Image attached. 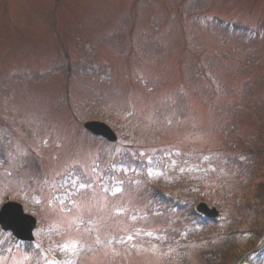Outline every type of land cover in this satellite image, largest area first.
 <instances>
[{"label": "rangeland", "instance_id": "obj_1", "mask_svg": "<svg viewBox=\"0 0 264 264\" xmlns=\"http://www.w3.org/2000/svg\"><path fill=\"white\" fill-rule=\"evenodd\" d=\"M198 1L0 0V205L13 199L37 219L30 251L0 230V264H203L223 234L242 244L264 232V217L233 198H200L221 194L207 158L220 125L254 128L238 102L246 88L264 95V38L237 49L194 26L211 16L264 26V0ZM88 120L117 140L91 136ZM141 183L193 210L215 205L219 219L200 227L160 212Z\"/></svg>", "mask_w": 264, "mask_h": 264}, {"label": "trees", "instance_id": "obj_2", "mask_svg": "<svg viewBox=\"0 0 264 264\" xmlns=\"http://www.w3.org/2000/svg\"><path fill=\"white\" fill-rule=\"evenodd\" d=\"M184 1V0H183ZM198 0H187V4L190 7H198ZM199 2V1H198ZM203 21L196 20L194 26L200 28V24L204 23V29L218 40H229L235 48L250 47L251 44L258 42L259 36L264 38V26L258 28H245L238 23L222 20L214 16L203 17ZM115 39L117 36H114ZM194 37V36H193ZM226 37V38H225ZM228 37V38H227ZM113 37H111L112 39ZM195 37L191 38V41L196 43ZM262 39V38H261ZM118 42V41H117ZM245 55H250L245 49H241ZM70 66L68 68V71ZM246 88L241 94L240 108L244 106L251 110L247 118L253 125L251 133L246 136L242 135L240 130L237 129L238 125L233 121L223 122L220 125L219 131L222 135V141L220 147L207 155L208 162L215 165L218 171V178L221 179L219 183V191L221 194L217 195V198L210 199L208 196L201 195V199H207L211 203L223 204L228 198H233L236 203H231L232 209H245L253 211L258 217H264V95H261L260 90L256 91L255 96H251ZM239 109H232L229 111L233 113V117L238 113H234ZM232 138H236L234 141ZM127 160V166L136 168L140 164L137 161L130 159V155H124ZM130 157V158H129ZM152 160V157H151ZM144 165V164H143ZM79 167L74 172L75 177H79ZM83 180L87 181L85 178ZM140 184L138 195L144 196L148 199L151 205H154L155 209L160 212L170 209L179 215L186 214L188 219L195 222L194 224L204 227L208 224L214 223L216 220L206 219L196 214L188 203L180 200L178 197L171 195L160 187H149ZM240 196V197H239ZM240 210V212H242ZM241 219V215L239 217ZM242 221L244 218L242 217ZM233 223L239 222L236 218H233ZM240 221V222H242ZM234 226V227H235ZM234 227L232 231H234ZM251 228V237L245 240L242 244H238L236 236L229 234H223L220 243L209 242V247L203 249L202 254L203 264H231L235 259L236 264L239 261L240 256L250 250L259 246L264 238V232L260 229ZM237 231V228H235ZM179 237V234H173ZM197 234L190 231L187 232L186 237L192 239ZM262 235V240L259 241V237ZM24 249L30 251L32 249V243H24ZM0 249H4V245L0 246ZM174 261V258H173ZM174 264V263H173ZM175 264H180L175 262ZM240 264H264V247L248 255Z\"/></svg>", "mask_w": 264, "mask_h": 264}, {"label": "water", "instance_id": "obj_3", "mask_svg": "<svg viewBox=\"0 0 264 264\" xmlns=\"http://www.w3.org/2000/svg\"><path fill=\"white\" fill-rule=\"evenodd\" d=\"M83 126L92 134L101 136L110 142L116 140L113 130L103 122L95 120L87 121ZM195 211L203 217L210 219H217L220 215L216 206H209L204 201L196 204ZM0 226L4 231H11L13 236L18 240L32 241V231L36 226V220L33 216L25 214L20 204L8 201L0 208ZM246 255L244 254V256Z\"/></svg>", "mask_w": 264, "mask_h": 264}]
</instances>
